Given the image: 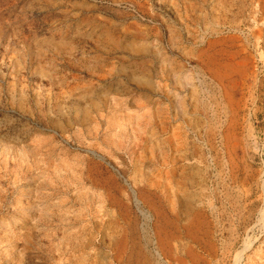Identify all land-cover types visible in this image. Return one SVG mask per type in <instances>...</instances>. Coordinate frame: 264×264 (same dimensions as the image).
Listing matches in <instances>:
<instances>
[{
  "label": "rangeland",
  "instance_id": "rangeland-1",
  "mask_svg": "<svg viewBox=\"0 0 264 264\" xmlns=\"http://www.w3.org/2000/svg\"><path fill=\"white\" fill-rule=\"evenodd\" d=\"M0 264H264V0H0Z\"/></svg>",
  "mask_w": 264,
  "mask_h": 264
}]
</instances>
